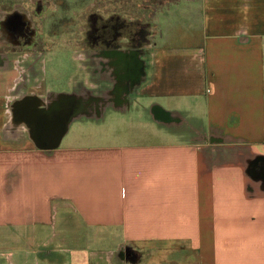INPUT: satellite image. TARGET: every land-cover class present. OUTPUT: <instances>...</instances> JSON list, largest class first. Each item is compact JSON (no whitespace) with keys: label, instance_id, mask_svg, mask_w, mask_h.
I'll list each match as a JSON object with an SVG mask.
<instances>
[{"label":"crops","instance_id":"crops-1","mask_svg":"<svg viewBox=\"0 0 264 264\" xmlns=\"http://www.w3.org/2000/svg\"><path fill=\"white\" fill-rule=\"evenodd\" d=\"M135 5L154 26L135 69L110 48L87 84L32 97L52 149L11 106L30 54L0 55V264H264V0Z\"/></svg>","mask_w":264,"mask_h":264},{"label":"rangeland","instance_id":"rangeland-1","mask_svg":"<svg viewBox=\"0 0 264 264\" xmlns=\"http://www.w3.org/2000/svg\"><path fill=\"white\" fill-rule=\"evenodd\" d=\"M124 2L126 7L121 9L117 6L115 11H109V7L105 8V0H0V29L17 32L16 37L12 33L7 36L0 33V55L5 52L30 54V65L29 61L26 67L20 64L25 70L20 68L11 72L21 79L15 92L10 94L11 106L26 97L41 100L39 94L44 86H50L53 93L44 95L43 99L49 97L55 100V93H66L75 84H87L88 69L94 62L97 67H102L103 62L99 58H103L104 54L101 52L112 47L116 51L128 52L125 55L127 66L130 71L135 69L139 64V55L152 46L153 14L135 5L147 3V0ZM110 18L122 19L124 23H112ZM119 24H122L121 28ZM88 53L94 54L96 61L93 62ZM50 57L54 58V62L47 60ZM0 59L6 62L1 56ZM45 59L47 62L43 65ZM28 73L30 77H27ZM70 93L67 100L71 98ZM13 125L17 128L23 126L15 122H12ZM116 240L117 237H112L94 248L97 250L105 246L113 251ZM85 244V240L80 239L79 246L82 248ZM128 254L127 264H149L143 261V253L129 249ZM116 261L113 263L117 264Z\"/></svg>","mask_w":264,"mask_h":264},{"label":"water","instance_id":"water-1","mask_svg":"<svg viewBox=\"0 0 264 264\" xmlns=\"http://www.w3.org/2000/svg\"><path fill=\"white\" fill-rule=\"evenodd\" d=\"M13 107L14 117L27 122L28 126L31 127V134L38 147L52 149L57 145L60 131L50 123L49 114L46 116L43 111L38 109V104L34 98L27 97Z\"/></svg>","mask_w":264,"mask_h":264},{"label":"flooded vegetation","instance_id":"flooded-vegetation-1","mask_svg":"<svg viewBox=\"0 0 264 264\" xmlns=\"http://www.w3.org/2000/svg\"><path fill=\"white\" fill-rule=\"evenodd\" d=\"M114 20V22L113 23H124L123 21H119L118 19H113ZM108 22V21H107ZM5 24V23H4ZM114 27H116L115 25H114ZM119 27L121 28L122 27V24H119ZM12 29V28H11ZM1 31H0V33H2L4 36L6 35L7 36V34H9V33H12V34H15L14 36L16 37V30L14 31V29L11 31V32H9V31H6L5 32V30L4 29H0ZM6 38V37H5ZM5 38H3V40L5 39ZM96 39V38H95ZM3 42V41H2ZM112 48H114V47H112ZM110 49V48H109ZM115 49V48H114ZM15 52V51H14ZM103 52V51H102ZM101 52V54H107L109 51H104L103 53ZM89 55H88V57H91V58H93L94 57V54H92V53H88ZM98 54H100V52L98 53Z\"/></svg>","mask_w":264,"mask_h":264}]
</instances>
